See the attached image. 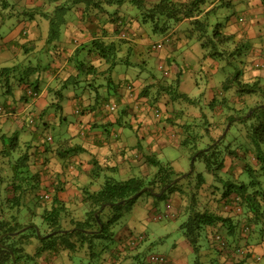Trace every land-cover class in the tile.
<instances>
[{
	"label": "trees",
	"instance_id": "1",
	"mask_svg": "<svg viewBox=\"0 0 264 264\" xmlns=\"http://www.w3.org/2000/svg\"><path fill=\"white\" fill-rule=\"evenodd\" d=\"M78 2H84L83 9L77 5ZM221 4L232 6L233 2L22 0L20 4V0H0V32L3 31L0 33V40L6 36V31L2 29L4 25L8 26L5 24L6 20L10 19L12 22L11 27H8L10 30L20 27L18 35L13 38V47H0V53L9 57L4 66L0 64V172L3 168H9L11 178L7 183L11 195L2 200L0 208V264H19L25 256L38 262L41 256L44 258L45 253L47 258L52 259V256L61 254V250H73L76 242L80 248L88 249L85 242L89 241L88 245L91 244L90 238L110 237L111 221L103 222L100 217L105 207L128 205L135 202L144 192L151 194L162 189L165 192L177 191V194L173 193L179 204L172 209L170 215L173 219H181L182 239L194 254V264H264V88L258 81L241 82L240 70L233 73L228 71L222 84L216 87V94L208 96L213 116L219 115L221 110L227 111H221L220 118L190 121L180 108H175L177 110H173V115L164 118L165 124L174 126L170 129L175 137L171 138V142L177 144L179 141V144L189 145V149L196 153L194 160L200 159L204 163V171L197 173L195 179L188 173L177 180L181 173H177L169 163L160 161L155 152H143L144 148L136 145L127 147L124 162L129 163L130 167L133 166L131 163L137 160V157L132 155L133 149L142 151L147 169H157L152 178L129 176L124 180H116L107 176L105 170L115 172L118 170V164H105L94 155L91 158L89 175L95 180L100 173H104L105 179L103 182H97L99 185L95 190L88 189L87 185L83 187L85 190L81 203L85 206V220H81L73 217L71 211H67V203L62 201L56 192L52 193L49 184L42 178L43 173L32 168L37 161L36 157H33L34 149L48 146L52 139L42 132H36L35 129L41 125L40 131L46 126L45 129L60 127L67 120L64 108L72 103L75 109L68 117L69 120L74 115H82L86 110L98 109L107 115H116L115 123L110 122L111 125L124 127L135 113L130 104L128 110H120V88L123 86L141 105L148 100L156 103L164 98L169 99L167 104L179 101L178 96L184 94L176 95L173 90L174 84L178 86V74H175L171 85H164L163 81L161 84L158 79L157 83L146 85L138 93L131 80L127 79L128 73L135 70L132 66L151 65L152 56L154 60H158L159 65H168L170 69L171 65H180V61L183 65H190L185 58L179 59L178 62L176 57L180 55L177 53L169 54L166 58L161 56L168 50L167 44H171L173 33L179 36L177 40L182 38L186 41L185 45L192 42L199 44L201 60L205 59L216 65L219 72L225 71L227 66H234V55L237 56V46L234 42L237 32L233 28L235 23L230 22L228 17H222L221 20L213 18V12ZM70 9L77 14L75 18L84 27L82 38L76 40L74 47L71 46L72 42L59 39L60 28L56 27L64 24L63 16ZM41 20L44 23H41ZM183 24L186 29L179 30L178 27ZM47 25L49 30H45ZM147 27L150 32L159 34L162 38L142 47L140 41L143 38L140 35L149 36ZM36 31L38 36L30 38V34ZM3 49L7 53L2 51ZM13 58L16 60L12 62ZM18 65H28L25 69L32 71L33 76H27L25 73L17 78ZM120 65L125 67L114 77L113 72ZM136 72V76L139 75V71ZM57 79L59 82H54ZM47 83L49 84L46 85ZM45 86L48 89L47 107L37 114L28 110L23 127H11L16 116H19L12 107L13 104L20 101L18 98L25 100L27 104H33ZM230 87L234 88L240 97L258 94L262 96L263 101L261 105L257 102L258 105L253 109L250 107V115L245 118V111L230 106L235 93H231L230 97L224 95ZM17 88L23 93H17ZM160 90L165 94L163 98L156 96ZM153 94L156 95L151 96ZM9 95L15 101H6ZM88 98H93L94 104L88 101ZM228 108L236 111V114H230ZM158 110L157 114L163 118V113ZM49 118L55 119L54 122H49ZM227 122L231 123L230 126L234 123L239 129L240 139L238 138L235 145L226 141V134L221 137ZM142 126L143 124H139L138 129ZM143 127L145 128V124ZM93 128L95 127L91 126L88 130ZM134 134L138 135L137 131ZM160 134H163V131L159 130ZM40 136L45 137L44 141H41ZM6 139L9 141L6 142ZM72 151L77 153L83 152L84 149L72 147ZM4 183L5 180L0 175V188H3ZM29 190L33 194L27 204L30 207H27L24 196ZM70 204L72 205L71 202ZM74 206L76 212L80 213L77 205ZM102 206L105 207L101 209ZM22 208L24 211L28 210L26 215L22 214ZM20 218H27L33 223L29 229L33 236L38 235L34 221L37 219L46 225L45 233H67L77 240L73 239L72 243L69 241L64 245L59 242L45 244L44 247L35 243L28 245L29 236L32 235H22L21 232L13 234L22 227ZM63 225L68 227L63 228ZM63 229L69 230L63 232ZM258 246L262 247L261 251ZM255 247H258V251ZM114 255L116 257L117 251H114ZM115 257L110 259L112 264Z\"/></svg>",
	"mask_w": 264,
	"mask_h": 264
},
{
	"label": "rangeland",
	"instance_id": "2",
	"mask_svg": "<svg viewBox=\"0 0 264 264\" xmlns=\"http://www.w3.org/2000/svg\"><path fill=\"white\" fill-rule=\"evenodd\" d=\"M227 1H233V0H227ZM237 1V0H236ZM22 3V0H20V4ZM24 3V2H23ZM78 6H81L80 8H84V2H78ZM77 5H74L76 7ZM259 8L262 9V19H264V1L262 5H259ZM247 12V8L244 5L238 4L237 6H234V4L231 5H220L217 7V10L213 12V18L216 20H221L222 17H228L229 21L232 23L239 22V18L243 16ZM93 14V13H91ZM77 14H75L71 9L67 12V14L64 17V24H59L56 26L57 28H60V38L67 42H72V47L75 46L76 40H80L82 38V30H84L83 24L75 18ZM10 20V19H9ZM9 20H6L7 22L5 24H8V26H5L2 28L6 31V34L9 33V28L11 27ZM41 23H44L43 20H41ZM182 28L186 29V25L183 24L178 27L179 30H182ZM149 36L145 39L150 42H157L160 41L162 36L159 34H154L149 31ZM45 30H49V25L45 27ZM3 31L0 33L2 34ZM8 32V33H7ZM258 36L255 38H246L245 41H243L242 46L238 50L246 49L247 51H252L255 49V52L257 53V62L249 61L242 51L237 52V56H235V60L233 61L234 66H227L225 71L219 72L216 65H213L209 61L201 60L202 53L201 48L199 44L191 43L190 45H185V47L177 52V55L179 54L180 57H176V60L179 62V59H183L187 62V64L190 65H183L180 61V65H174V70H171L168 68V65H159L160 63L158 60H154V56H152L151 65H137L132 66L136 71H139V75L136 76V71H132L128 73V80H131L132 83L134 80L142 79L143 77H147L149 74H152L154 76L153 80L155 83L158 82V79L161 80L164 83V85H171L172 80L175 79V74L179 76V82L178 86L176 84L173 85L175 89L176 95L179 93H183L184 96H178L179 101H172L171 104L174 108H180V111L182 109V113L185 114L187 120H204L207 118L209 121L213 120L219 116L222 115L221 110L219 115L213 116L211 114V110L209 108L210 101L207 100L209 93L212 90H216L217 86L219 87L222 84V81L225 79V75L229 72H234L236 70H240V81L241 82H247V83H253L254 81H258L259 84L264 88V21L260 25V28L257 30ZM176 34V33H175ZM6 35V36H7ZM239 35H242L239 33ZM176 36L173 34L172 39H174ZM236 38V37H235ZM75 39V41H73ZM58 40V39H57ZM240 40V38H239ZM148 41V42H149ZM175 42H173L174 44ZM4 44V43H3ZM167 44V43H165ZM170 44H167V47ZM239 45V44H238ZM237 45V46H238ZM0 46H2V41L0 40ZM2 51H6L3 49ZM7 53V51H6ZM239 54V55H238ZM7 54L0 53V64L1 66H4L3 64L6 63L5 60L9 59L7 58ZM16 58L12 59V62L15 61ZM164 61V60H163ZM11 63V62H10ZM257 63V64H256ZM7 65V64H5ZM257 65V66H256ZM56 66V65H55ZM54 66V67H55ZM28 65H18L16 66L17 73L16 77L20 78V76L25 73L28 75H32V71L30 72L27 68ZM122 67H125L124 65H120L117 67V69L113 72L114 77H117L118 74L122 71ZM26 70V72H25ZM142 76H141V75ZM22 75V76H23ZM126 75V74H123ZM33 76V75H32ZM185 76H190V79H183ZM28 78V77H27ZM54 79V78H53ZM47 80V77L44 78V81ZM54 82H59V80H55ZM125 82V81H124ZM237 83H235L236 85ZM146 85H141V89L145 87ZM172 87V88H173ZM134 88L137 89L134 85ZM216 88V89H214ZM17 93L20 94V92L23 93L22 90L19 88L16 89ZM151 90V89H150ZM150 90L148 91V94L150 93ZM153 90V88H152ZM231 93H235L233 102H231V107L235 108L236 110H242L246 113L243 115V117L247 118L251 110L258 105L257 102H259V105H261V102L263 101L262 96L258 94H246L240 97V94L236 92V90L232 87H230L227 91L224 92V95L227 94V97H230ZM156 94H153L151 96H155ZM157 97L163 98L165 94L163 91H159L156 95ZM187 97V98H185ZM10 100L12 99V96H9ZM1 100V99H0ZM4 100V99H3ZM194 101V102H191ZM156 103H152L151 101H146L141 108H139L135 113V116L128 120V126L125 128L119 129V133L123 136V138H129V144L136 145L137 147L144 148L143 152H146V143L148 142V139L146 135H142L141 133H138V135H135L133 132H131V129H136V131H139L143 129L144 124H146V120H154L157 122H161L164 118L162 116L160 117L158 105ZM181 103V105H180ZM185 109H184V107ZM250 107L252 109H250ZM177 110V109H176ZM228 112L235 113L234 110L227 109ZM143 111V112H142ZM160 117V118H157ZM220 118V117H219ZM145 121V122H144ZM164 121V120H163ZM130 123V125H129ZM139 124H143L142 127L138 129ZM165 124V121H164ZM228 124V122H227ZM224 127L223 132L226 129V126ZM236 125L239 126L238 123L235 122ZM231 125V124H230ZM152 126V125H148ZM166 128L168 129L167 132L162 135H165L166 137L175 138L174 134L170 129L174 126H168L165 124ZM174 130V129H173ZM238 127L232 124V126H229L228 131L226 132V141H231L233 145L238 143L239 133H238ZM241 130V129H240ZM59 132H61L58 128L57 129H49V131H46V134L44 135L51 137V144L55 143L56 140L59 137ZM140 132V131H139ZM62 133V132H61ZM144 133V132H142ZM223 134V133H222ZM238 136V137H237ZM41 137V136H40ZM165 137V138H166ZM242 137V136H240ZM45 137H41V141H44ZM235 139V140H234ZM240 139V138H239ZM9 140L6 139V142ZM177 142V141H176ZM179 142V141H178ZM173 144V145H165V148H162L158 151H155L156 154H158V158L163 163H169L173 169L177 173H181L179 177H181L184 174L191 173L192 177H196V174L199 172L204 171V163L200 159L194 160V151L192 149H189V145L186 144ZM2 145V143H1ZM142 152V151H141ZM133 157H137V153H132ZM125 158V156H124ZM117 159L120 160V163L117 162ZM110 160L113 161V163L116 165L118 164V170L115 172H111L109 169L105 170V174L107 176H112L116 180H124L128 178L129 176L134 177H150L152 178V174L157 170L153 167H150L147 169V166H129V163L124 162V160L121 158V156H111ZM138 161V160H137ZM0 163H1V155H0ZM2 165V164H0ZM70 165V164H69ZM72 166V165H71ZM69 166V167H71ZM105 167V166H104ZM1 168V167H0ZM68 168V167H67ZM9 168H3L0 172V175L3 176L5 183L3 184V188H0V208L2 207V200L7 198V195H11V193H8V180L11 178L9 177ZM108 170V171H107ZM149 172V173H146ZM104 174V173H103ZM100 173V175L95 178L96 182H103L105 179V175ZM7 176V177H6ZM89 178V183L92 181L91 176H87ZM94 178V177H93ZM178 180V179H177ZM76 182H80L78 179ZM55 186L58 185V181H55ZM175 194H177V191H173ZM170 191L164 192L162 195H158V191H155L151 194L149 193H142L135 202L128 204V205H122L120 207H114L111 208L110 206L105 207V209L101 213V220L103 222H106L107 220L111 221L110 225L111 232L109 233L108 238H90L92 241H90L91 244L88 245L89 241H86L85 244L88 247L86 249L85 247L80 248L78 242H76L74 249L70 250H61L59 255L56 257L50 259L51 263H45V264H112L110 259L111 257H115L114 251H117V255L115 259L112 261L114 264H194L195 263V257L192 251L190 250L189 246L186 244L187 242L182 241V234L180 229L181 219L180 218H169L166 216V214L169 213L170 209H175L177 204L176 201V195ZM26 196H24L27 207H30L27 205L30 203V199L32 196L31 190L26 191ZM53 193V191H52ZM156 193V194H154ZM13 194V193H12ZM67 211H71L72 216H76V219L85 220L84 212L83 210L84 205L82 206V203H78L76 208L79 210L80 213H77L74 209L75 206L71 205L69 201H67ZM74 209V210H73ZM83 210V211H82ZM36 211V209H35ZM22 214L26 215L28 210L26 209L24 211V208H22ZM160 215L162 218L159 220H155L157 216ZM21 222V229L27 228L33 223H30L29 219H19ZM35 224L38 228H40V235H32L30 232V228L27 230L21 232L22 235H32L29 236L30 240L28 242V245H34L35 244H42L43 247L50 244H56V243H62V245L67 244L69 241L72 243L73 239L77 240V238L71 237L67 235V233H57L52 236L46 237L47 233H45L44 228L46 225H43L40 220L34 219ZM64 226V225H63ZM68 226H64L63 228H67ZM71 229V228H69ZM69 229H63V230H69ZM51 233V232H49ZM76 236V235H75ZM91 245V247H89ZM28 247V246H27ZM31 254V252L29 251ZM127 253L130 254L129 259H126V256L124 255ZM152 257H158V259H152ZM47 257H44V259ZM162 258V259H161ZM37 259V258H36ZM48 259V258H47ZM46 259V260H47ZM19 264H44L40 261L36 262L32 258H27L26 256L23 257L20 260Z\"/></svg>",
	"mask_w": 264,
	"mask_h": 264
},
{
	"label": "crops",
	"instance_id": "3",
	"mask_svg": "<svg viewBox=\"0 0 264 264\" xmlns=\"http://www.w3.org/2000/svg\"><path fill=\"white\" fill-rule=\"evenodd\" d=\"M264 0H233L234 6H237L238 4L244 5L247 8V12L241 16V21L236 23V26L234 25V30L237 32L234 37V42L237 47H241L243 41H245L246 38H251L258 36L257 30L260 28V25L264 21L262 19V9L259 8V5H262ZM232 4V5H233ZM20 27L18 26L15 29H11L7 34V36L2 38V45L9 47L11 49L13 47V38L18 35ZM38 31L35 33L30 34V38H35L38 36ZM241 33L242 35H239ZM176 35L175 33H173ZM143 39L140 41V44L142 47H146L150 41L148 42L145 38L147 37L145 34L140 35ZM138 36V37H140ZM177 36L172 39V42L167 47V51L165 53H162L161 56L166 58L169 54H175L178 51L182 50L185 47V42L183 39L177 40ZM240 38V40H239ZM79 41V40H78ZM173 42H175L173 44ZM4 43V44H3ZM1 47V46H0ZM3 48V47H2ZM242 51L244 56L251 61L257 62V53L255 52V49L252 51H247L246 49L238 50L237 52ZM257 64V63H256ZM257 66V65H256ZM171 69H174V65L170 66ZM137 73V72H136ZM154 76L152 74H149L147 77H143L142 79L134 80L133 84L136 86L137 89H140L141 91V85H150L153 84ZM190 76H185L183 79H190ZM132 82V81H131ZM50 83V82H49ZM47 83L46 85H48ZM81 89V87H79ZM216 89V88H214ZM121 90V99H119V107L120 110H128V105L132 106L131 110L136 112L139 108H141V105L138 101L136 102V98L134 95L129 94L128 90L123 86L120 88ZM216 90H212L209 93V96H214L216 94ZM139 90H137L138 93ZM80 93V92H77ZM10 96V95H9ZM9 96L5 99L9 103L11 101H15L12 97L10 100ZM47 98H48V89L44 88V90L41 92L40 96L33 102V104H27L25 100H22L21 98L19 102H16L13 104L12 107L16 109V114L19 116H16L15 123L12 126L20 129L23 127V122L26 119L27 111L32 112V114H37V112L45 109L47 107ZM88 101H90L92 104H94L93 98H88ZM169 101L166 98L159 101L157 103L158 107L160 108L161 113H163V118H166L167 116L173 115V110H176L172 104H167L166 102ZM71 104V103H69ZM74 103H72L69 106H66L64 108L65 112L64 115H66L67 120L63 122V124L58 127V129L62 132H59V137L56 140L55 143L49 144L48 146H41L40 148L34 149L33 157H36L37 161L32 166L35 171H40L43 173L42 178H45L49 184V188L51 191L60 197L62 201L65 203L71 202L72 205H77L78 203L82 202V196L83 191L85 190L83 187L87 185V188L90 190H95L98 188L97 182L92 179V181L89 183V178L87 177L90 174V168L91 165V158L95 155L100 159L101 162L107 163H113L112 160H110L111 156H121V158L124 160L126 158V150L127 147L130 146L129 144V138H123V136L119 133V129L125 128L128 126H114L111 125V123H115L116 120L115 116L107 115V113H104L98 109L96 110H86L82 115H74L72 119L69 120V116L72 113V111L75 109L73 108ZM184 107V106H183ZM32 109V111H31ZM185 109V107H184ZM34 110V111H33ZM143 112V111H142ZM175 114V112H174ZM49 122H54L55 119H48ZM131 120V119H130ZM164 120V119H163ZM157 122L154 120H146L145 128L137 131V133H141L142 135H146L148 142L146 143V151L147 152H155L158 151V149L162 148V146L165 145H173L174 143L171 142V139L169 137H166L165 135L160 134L159 130L167 132L168 129L166 128L164 121ZM144 121V122H145ZM11 122V121H9ZM47 122V121H46ZM130 125V123H129ZM148 125H152L149 126ZM94 126L95 128L88 130L89 127ZM97 126V127H96ZM10 127V126H9ZM10 127V129H11ZM42 125L40 128H34L36 132H42V134H46V131H49V129H43L40 131ZM129 127V126H128ZM119 128V129H118ZM54 129V128H51ZM57 129V128H55ZM131 132H135L136 129H131ZM144 132V134L142 133ZM22 134V133H21ZM41 134V135H42ZM24 135V133H23ZM22 136V135H21ZM166 137V138H165ZM62 143V145H60ZM165 143V144H164ZM132 145V144H131ZM64 147V148H61ZM72 147H81L84 149L83 152L77 151V153H74L72 151ZM67 151V152H65ZM69 151V152H68ZM133 151L136 153L139 152L138 149L134 148ZM133 152V153H134ZM139 152V155L137 154V160H134L131 165L136 166H144V155L142 157V153ZM125 156V158H124ZM117 162L120 163V160L117 159ZM45 163V164H44ZM136 163V165H135ZM70 164V165H69ZM72 165V166H71ZM71 166V167H69ZM68 167V168H67ZM91 176V175H89ZM92 178V176H91ZM80 180V182H76L77 180ZM55 181H58V185L55 186ZM8 186V193H10ZM57 189H60L59 191H56ZM9 194L7 195V197ZM85 208V206L83 207ZM183 241V239H182ZM186 242V241H184ZM187 244V243H186ZM259 247V246H258ZM258 247H255L254 249L258 251ZM262 250V247H259V251ZM48 252V251H47ZM127 254V253H125ZM58 255V254H57ZM44 257H47V254L45 253L43 255ZM130 254L126 255L127 259L132 258L129 257ZM55 256H52L54 258ZM43 258L41 256L40 262L41 263H51L50 258ZM38 261V260H37Z\"/></svg>",
	"mask_w": 264,
	"mask_h": 264
},
{
	"label": "water",
	"instance_id": "4",
	"mask_svg": "<svg viewBox=\"0 0 264 264\" xmlns=\"http://www.w3.org/2000/svg\"><path fill=\"white\" fill-rule=\"evenodd\" d=\"M249 115H250V113H249ZM248 115V116H249ZM247 116V117H248ZM230 122H228V124H227V126H226V129H225V131L223 132V134L221 135V137H223L225 134H226V132L228 131V129H229V126H230ZM194 159H195V157H194ZM194 160H192V162H193ZM188 174V173H187ZM187 174H184V175H182L181 177H179V178H177L178 180L180 179V178H183V177H185ZM165 192V190L164 189H162L159 193H158V195H162L163 193ZM153 193V192H152ZM154 194H156V193H154ZM105 206H102L101 207V209H103ZM95 215H96V218L98 219V213L96 212L95 213ZM98 223H100L99 222V220H98ZM101 225V224H100ZM32 226V225H31ZM31 226H29V227H27V228H24V229H22V230H19V231H17V232H15V233H13L14 235H17L18 233H20V232H23V231H25V230H27L28 228H30ZM36 230H37V233H38V235H40L39 233H40V231H39V229L36 227ZM63 232H67V230H62ZM54 234H56V231H52L51 233H48L47 235H46V237H48V236H50V235H54ZM14 264H15V262H14Z\"/></svg>",
	"mask_w": 264,
	"mask_h": 264
},
{
	"label": "clouds",
	"instance_id": "5",
	"mask_svg": "<svg viewBox=\"0 0 264 264\" xmlns=\"http://www.w3.org/2000/svg\"><path fill=\"white\" fill-rule=\"evenodd\" d=\"M194 161H195V160H194ZM171 213H172V209L169 210V213L166 214V216L169 217V218H172L171 215H170ZM161 218H162V217H161L160 215H158L157 218H156L155 220H159V219H161Z\"/></svg>",
	"mask_w": 264,
	"mask_h": 264
},
{
	"label": "built area",
	"instance_id": "6",
	"mask_svg": "<svg viewBox=\"0 0 264 264\" xmlns=\"http://www.w3.org/2000/svg\"><path fill=\"white\" fill-rule=\"evenodd\" d=\"M152 259H158V257H152ZM162 259V258H161Z\"/></svg>",
	"mask_w": 264,
	"mask_h": 264
}]
</instances>
